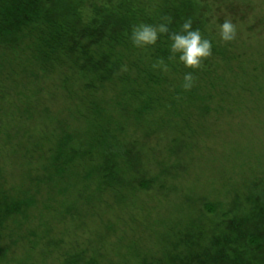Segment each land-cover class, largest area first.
<instances>
[{"label": "trees", "instance_id": "trees-1", "mask_svg": "<svg viewBox=\"0 0 264 264\" xmlns=\"http://www.w3.org/2000/svg\"><path fill=\"white\" fill-rule=\"evenodd\" d=\"M220 7V0H0V264H264L263 176L227 209L205 203L215 218L199 216L159 250L127 245L119 262L107 260L113 223L102 219L97 241L85 231L75 241V230L68 233L76 216L71 189L78 188L71 206L85 205L84 217H95V195L109 212V200L150 190L163 176L151 175L136 150L163 126L143 137L132 126L183 118L193 106L204 116L223 101L218 83L239 60L219 41ZM162 16L172 31L190 17L214 41L190 90L181 84L192 70L169 60L166 36L147 48L129 39L132 25ZM158 59L167 72L152 67ZM30 220L38 223L25 228Z\"/></svg>", "mask_w": 264, "mask_h": 264}, {"label": "rangeland", "instance_id": "rangeland-1", "mask_svg": "<svg viewBox=\"0 0 264 264\" xmlns=\"http://www.w3.org/2000/svg\"><path fill=\"white\" fill-rule=\"evenodd\" d=\"M220 2L221 10L214 18L216 32V25L226 17L236 23V39L228 44L233 57L239 60L227 79L218 83L216 91L223 94V101L212 105L204 116L195 115L193 106L183 118L163 117L150 124L142 120L139 126H132L140 137L145 130L163 126L136 148L151 175L163 174L150 190L136 195L125 190L118 200L112 199L114 204L108 198L109 204L105 205H113L109 212L95 195V217H84L85 205L71 206L78 188L70 190L69 207L76 216L67 221L68 233L75 230L78 234L73 241L81 238V231L97 241L104 230L102 219L114 224L115 231L108 241L116 244L108 261H122L130 244L133 251L142 253L159 250L164 241L174 240L189 223H198L199 216L205 222L215 218L205 203L212 201L227 209L230 200L244 198L255 177H264V0ZM226 3L234 11L228 10ZM137 151L133 153V164L137 162ZM36 223L38 220L34 224L30 220L24 227H35ZM2 242L6 245L9 240ZM46 249L44 244L37 248L38 252Z\"/></svg>", "mask_w": 264, "mask_h": 264}, {"label": "clouds", "instance_id": "clouds-1", "mask_svg": "<svg viewBox=\"0 0 264 264\" xmlns=\"http://www.w3.org/2000/svg\"><path fill=\"white\" fill-rule=\"evenodd\" d=\"M171 18L162 16L159 23L139 22L131 26L129 39L136 48H147L155 45L162 37H167L169 44V60H177L185 68L192 71L185 72L181 87L190 90L195 84L194 71L202 67L206 58L212 55L214 41L204 36L199 28L193 27L192 19L186 18L175 31L170 30ZM219 41L230 43L236 39L237 25L231 18H225L216 25ZM162 72L169 70V65L163 59H158L152 65ZM126 71L127 67L122 66Z\"/></svg>", "mask_w": 264, "mask_h": 264}]
</instances>
